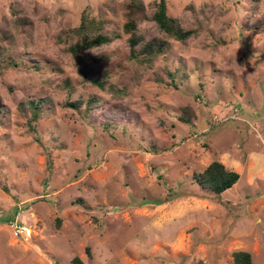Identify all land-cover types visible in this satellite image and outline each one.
<instances>
[{"label":"rangeland","instance_id":"374dc122","mask_svg":"<svg viewBox=\"0 0 264 264\" xmlns=\"http://www.w3.org/2000/svg\"><path fill=\"white\" fill-rule=\"evenodd\" d=\"M127 1L0 0V50L19 64L0 68V264H233L236 250L264 264V0H166L196 32L148 67L128 56ZM83 11L119 36L77 63ZM31 98L35 120L18 107ZM214 160L239 174L219 194L194 179Z\"/></svg>","mask_w":264,"mask_h":264},{"label":"trees","instance_id":"16d2710c","mask_svg":"<svg viewBox=\"0 0 264 264\" xmlns=\"http://www.w3.org/2000/svg\"><path fill=\"white\" fill-rule=\"evenodd\" d=\"M153 11L148 14L143 0H128L125 4V17L122 28L124 33L128 35L127 42L129 46V58L141 66H150L151 62L158 56L164 55L170 48L171 43L169 39L177 41H185L195 34L194 29L184 28L177 18L167 13L166 0H157L153 3ZM151 20L159 27L164 36H154L151 38L145 37L139 32L138 22L140 20ZM17 24L24 23L23 18H17ZM103 27L102 21L94 17H90L87 11H83L79 24L68 31V35L77 37L76 41L70 43L66 50L70 53L72 58L80 63V53L83 50L90 49L110 42L119 35L117 33H107L101 31ZM61 40V39H60ZM15 58L6 51L0 50V68H7L9 66H18ZM33 68H38V65H30ZM81 69V67H80ZM82 72V71H81ZM104 75L92 77L83 73V80L98 86L101 89L105 87L112 94H118L117 86L106 80ZM42 98L25 99L19 102L18 107L21 113L28 110L31 114V119L35 120L42 111ZM75 109L79 108L82 104L81 100H75L66 103ZM96 104V99L90 97L85 101V109H90L92 105ZM180 120L186 124L191 123V117L194 112L190 107H184ZM1 113H4L0 108V121ZM105 125H109L106 123ZM108 128V126H106ZM108 132L109 130L106 129ZM239 178V174L226 168L220 161L214 160L210 162L202 171L194 174L195 181L202 187L210 192L219 194L231 188ZM81 200V199H80ZM233 264H254L252 255L247 250H236L232 253ZM72 264H85L78 256H74L71 260ZM193 264H206L202 260H198Z\"/></svg>","mask_w":264,"mask_h":264}]
</instances>
